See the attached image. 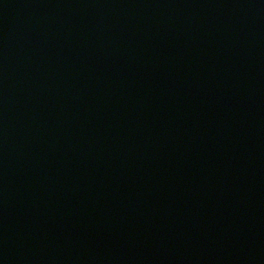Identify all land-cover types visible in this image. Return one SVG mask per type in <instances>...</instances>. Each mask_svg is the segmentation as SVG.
<instances>
[{"label":"water","instance_id":"water-1","mask_svg":"<svg viewBox=\"0 0 264 264\" xmlns=\"http://www.w3.org/2000/svg\"><path fill=\"white\" fill-rule=\"evenodd\" d=\"M0 264H264V0H0Z\"/></svg>","mask_w":264,"mask_h":264}]
</instances>
